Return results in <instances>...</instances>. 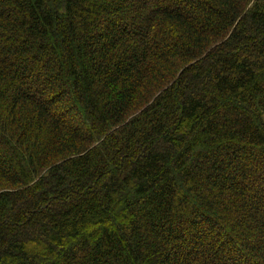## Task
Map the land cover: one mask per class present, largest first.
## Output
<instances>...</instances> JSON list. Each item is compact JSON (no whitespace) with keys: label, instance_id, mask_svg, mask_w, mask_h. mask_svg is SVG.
<instances>
[{"label":"trees","instance_id":"obj_1","mask_svg":"<svg viewBox=\"0 0 264 264\" xmlns=\"http://www.w3.org/2000/svg\"><path fill=\"white\" fill-rule=\"evenodd\" d=\"M0 264H264V0H0Z\"/></svg>","mask_w":264,"mask_h":264}]
</instances>
